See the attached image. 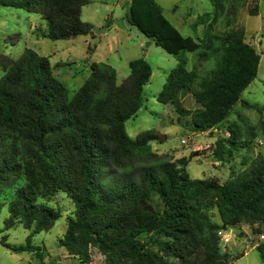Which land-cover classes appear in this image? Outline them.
Here are the masks:
<instances>
[{
	"label": "trees",
	"instance_id": "1",
	"mask_svg": "<svg viewBox=\"0 0 264 264\" xmlns=\"http://www.w3.org/2000/svg\"><path fill=\"white\" fill-rule=\"evenodd\" d=\"M89 3L0 0V5L40 16L49 40L94 36L92 26L81 19ZM250 15H258V8ZM125 18L170 55L195 53L200 61L215 60L197 89L192 88L193 71L179 60L158 101L174 104L180 92H189L199 108L190 115L188 132H221L259 73L261 56L246 42L245 31L216 35L207 29L202 39L184 37L155 0H131ZM0 65L5 70L0 79V198L12 193L5 230L20 223L30 232L24 245L2 240L11 252L44 259L43 247L32 239L61 218L50 205L60 192L75 209L59 244L80 264L92 262L91 248L107 264H231L224 262L220 233L246 224L258 226L256 232L264 235L262 156L242 157L243 168L224 183L192 179L186 171L189 160L173 162L152 150V141L163 140L155 131L142 132L135 140L128 136L125 124L143 107L144 87L153 74L144 59L129 63L131 74L121 84L113 67L93 64L72 100L54 76L49 57L33 49H25L17 60L0 56ZM259 128L264 136L262 119ZM244 130L246 138L254 136L253 128ZM240 132L232 123L229 137L218 135L217 161L229 163L237 152L250 148ZM196 156L200 153L191 154ZM214 209L220 223L210 215ZM256 250L264 264V241Z\"/></svg>",
	"mask_w": 264,
	"mask_h": 264
},
{
	"label": "rangeland",
	"instance_id": "2",
	"mask_svg": "<svg viewBox=\"0 0 264 264\" xmlns=\"http://www.w3.org/2000/svg\"><path fill=\"white\" fill-rule=\"evenodd\" d=\"M89 1L82 8L81 19L92 26L94 36H79L68 40L45 39L47 26L40 16L25 9L0 5V56L17 60L25 49L30 48L41 56L49 57L53 74L67 89L69 100L75 97L89 78L93 64L113 67L117 82L121 84L131 74L129 63L144 59L151 66L153 74L144 87L143 107L125 124L131 139L135 140L142 132L155 131L163 140L152 141V150L156 153L163 152L164 154H158L173 162L189 160L186 171L192 179L212 178L224 183L232 172L243 168L242 157L264 158V136L259 128V121L264 120V113L261 115L256 109H249L242 103L264 109V0H155L172 22L175 21L173 15L180 17L189 8L192 9L193 19L198 16L203 18L205 30L202 34L199 21L194 29L179 27L183 36L197 38L201 34L203 38L207 29L216 35L243 29L246 42L261 56L256 80L243 92L241 102L231 110L221 132L214 129L195 134L188 132V127L191 125L190 115L199 105L189 92H180L174 104L169 101L163 104L158 98L179 60H184L188 72L194 73L193 89H197L200 82L214 69L215 60L200 61L195 53H183L177 58L155 43L147 46L149 39L126 21L131 0ZM255 8H258V15H250V11ZM4 74L5 70L0 65V79ZM177 108L182 110L177 111ZM232 123L238 125L244 138V129L248 127L254 129V136L246 138L250 142L249 149L240 150L236 153L235 160L222 164L215 159L214 149L218 135L229 137L227 131ZM184 139L188 140L187 144L182 143ZM195 152L200 153V156L191 158V154ZM11 199L12 193L9 192L0 198V264H80L59 244L67 230L68 219L75 209L66 193L60 192L50 202L51 206L61 212V218L52 229L32 239L34 245L43 247V260L28 252L13 253L2 243L5 238L8 244L24 245L30 233L20 223L5 230ZM210 215L215 222H221L215 209ZM257 228L258 226L252 228L241 224L228 228L220 236L221 249L226 254L224 262L263 264L256 247L264 241V235H259L255 230ZM90 253V264H107L105 256L96 249L91 248Z\"/></svg>",
	"mask_w": 264,
	"mask_h": 264
},
{
	"label": "crops",
	"instance_id": "3",
	"mask_svg": "<svg viewBox=\"0 0 264 264\" xmlns=\"http://www.w3.org/2000/svg\"><path fill=\"white\" fill-rule=\"evenodd\" d=\"M162 11H163V15L166 17V15H165V12H164V10L162 9ZM174 12H175V10H174ZM192 15H193V13H192V9L191 8H189V9H187V11L185 12V14L184 15H180V17H176L175 15H173V17L175 18V21L173 20V22L175 23V24H173V22H172V20H170V19H168L167 17V19L170 21V23L173 25V26H175L178 30H179V27H181V28H186V27H188V28H191V29H194L197 25H198V23H199V19H200V16H198L197 18H195V19H193L192 18ZM205 15H207V14H205ZM201 22V27H202V32H201V34L203 33V31L205 30V23H204V21L202 22V21H200ZM180 31V30H179ZM181 33V32H180ZM201 34H199V36H197V38H195V39H200L201 38ZM185 37V36H184ZM187 37H191V36H187ZM193 38V37H192ZM202 39V38H201ZM192 134H195V133H192ZM159 154H164L163 152H161V151H157Z\"/></svg>",
	"mask_w": 264,
	"mask_h": 264
},
{
	"label": "water",
	"instance_id": "4",
	"mask_svg": "<svg viewBox=\"0 0 264 264\" xmlns=\"http://www.w3.org/2000/svg\"><path fill=\"white\" fill-rule=\"evenodd\" d=\"M155 39L154 38H150L149 42L147 43V46H150L152 43H154Z\"/></svg>",
	"mask_w": 264,
	"mask_h": 264
},
{
	"label": "built area",
	"instance_id": "5",
	"mask_svg": "<svg viewBox=\"0 0 264 264\" xmlns=\"http://www.w3.org/2000/svg\"><path fill=\"white\" fill-rule=\"evenodd\" d=\"M182 143L183 144H187L188 143V140L187 139H184V140H182ZM223 235V233H220V236H222ZM223 240H225V239H223Z\"/></svg>",
	"mask_w": 264,
	"mask_h": 264
}]
</instances>
